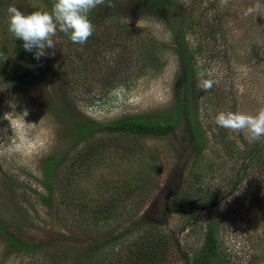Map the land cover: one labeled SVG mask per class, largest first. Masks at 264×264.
<instances>
[{
	"label": "rangeland",
	"instance_id": "1",
	"mask_svg": "<svg viewBox=\"0 0 264 264\" xmlns=\"http://www.w3.org/2000/svg\"><path fill=\"white\" fill-rule=\"evenodd\" d=\"M257 3L261 11L245 15ZM114 4L90 12L94 32L78 58H67L59 31L55 54L31 65L35 55L12 48L3 54L0 224L26 243L54 247L10 252L0 234V264H79L64 250L104 240L112 241L84 252L86 264H186L185 256L192 263L209 224L218 245L214 264H264V137L249 163L258 141L215 123L220 112L264 108V0H176L170 12L183 25L194 60L195 114L204 139L199 154L185 124L166 137L98 133L73 146L74 122L165 113L174 101L179 67L169 26L140 0ZM7 26L0 19V37ZM10 55L15 63L7 66ZM24 67L34 77H12ZM197 71L215 81L211 90L197 89ZM67 149L47 207L41 164Z\"/></svg>",
	"mask_w": 264,
	"mask_h": 264
},
{
	"label": "trees",
	"instance_id": "2",
	"mask_svg": "<svg viewBox=\"0 0 264 264\" xmlns=\"http://www.w3.org/2000/svg\"><path fill=\"white\" fill-rule=\"evenodd\" d=\"M143 4L151 6L156 14L162 18L170 28V33L173 39L174 50L178 57V67H179V78L174 88V101L171 108L165 113H144L140 115H133L119 119L116 121L103 123V124H79L74 122L72 124V139H74L75 145H87L89 141L98 133H118V134H130L142 137H166L171 133L177 131V129L185 124L187 126L188 140L193 146L196 153H200L204 149V139L201 134L196 120L195 114V103H194V60L190 52V47L185 39V29L183 25L177 20L176 16H171L175 8L176 0H140ZM55 0H0V19H4L9 26V18L7 9L10 5L16 6L18 9L22 10L25 14H30L34 11H51ZM7 30L3 31L0 37V61H4L3 54L12 48L18 51L20 54L28 53L31 57L34 55L33 52H28L23 47V41L14 37L12 33ZM66 38L68 59L78 58L82 45L73 43L69 35L64 33ZM87 44V43H86ZM7 58V54H6ZM37 59H32L29 61L34 63ZM15 63V59L10 55L8 57L7 66H12ZM33 66V65H32ZM23 68V67H22ZM25 69L18 70V73L14 74L12 77L18 76V79H23L27 76V73L33 76L32 67H24ZM36 69V68H35ZM0 75H6L0 69ZM2 77V76H0ZM73 146H70L73 147ZM87 147V146H86ZM85 147V148H86ZM69 148V149H70ZM69 149L63 151L62 153L54 151L51 155L47 156L41 164V180L40 185L44 189V194L40 195L41 202L47 207H52L53 205V192L55 189V177L58 170L69 160H67V155ZM261 150L260 141L256 142L252 147H250L247 160L252 161L256 158ZM83 157L88 154L87 149H84ZM240 179L237 177L233 181V186L239 183ZM215 226L209 224L207 227V233L205 235V244L200 252L198 258H195V262H190L186 259V264H214V260L218 253V245L215 235ZM0 234L4 238L6 248L10 252H24V251H34V252H48L54 247L52 244H30L26 243L16 236L11 234L6 227H2L0 224ZM112 240H104L103 242L97 244L95 247H75L72 246L68 250H64L68 253L67 257L71 260L78 262L79 264H86L89 256L84 257V252L88 254L92 251L98 252L104 248ZM111 251V249H110ZM143 251V250H142ZM160 251V248L158 249ZM64 253V252H63ZM147 255V251L143 252ZM70 254H77L76 257L70 256ZM80 254V256H79ZM152 257V255H151ZM61 257H57L58 262L62 261ZM141 258H145L143 255Z\"/></svg>",
	"mask_w": 264,
	"mask_h": 264
},
{
	"label": "clouds",
	"instance_id": "3",
	"mask_svg": "<svg viewBox=\"0 0 264 264\" xmlns=\"http://www.w3.org/2000/svg\"><path fill=\"white\" fill-rule=\"evenodd\" d=\"M227 2V0H223ZM106 5L115 7L114 0H55L51 11H34L25 14L14 5L7 9L9 26L8 30L17 39L23 41V47L28 52H33L37 60L41 57L54 55L56 43L54 37L57 31L69 35L70 40L79 45L87 43L93 35L94 25L89 19V14L97 6ZM262 6L257 3L250 6L245 15L259 13ZM52 49V53L46 50ZM215 81L206 79L205 73L197 71L196 87L207 92L212 89ZM215 123L232 132H243L248 141L254 142L264 137V108L255 114L242 112H220Z\"/></svg>",
	"mask_w": 264,
	"mask_h": 264
}]
</instances>
